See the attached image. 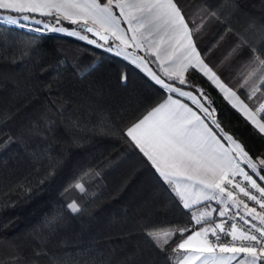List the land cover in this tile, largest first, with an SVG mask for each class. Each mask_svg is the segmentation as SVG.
Listing matches in <instances>:
<instances>
[{
	"label": "trees",
	"instance_id": "obj_1",
	"mask_svg": "<svg viewBox=\"0 0 264 264\" xmlns=\"http://www.w3.org/2000/svg\"><path fill=\"white\" fill-rule=\"evenodd\" d=\"M177 3L193 28L204 24L195 36L201 55L238 90L253 67L242 38L264 25V0ZM189 79L211 95L225 131L253 158L264 153V135L202 74ZM165 95L106 47L0 21V264H173L171 248L160 251L147 232L191 227L190 213L121 139ZM81 178L87 195L70 187ZM72 200L81 212H70Z\"/></svg>",
	"mask_w": 264,
	"mask_h": 264
},
{
	"label": "snow or ice",
	"instance_id": "obj_2",
	"mask_svg": "<svg viewBox=\"0 0 264 264\" xmlns=\"http://www.w3.org/2000/svg\"><path fill=\"white\" fill-rule=\"evenodd\" d=\"M0 20L97 44L91 34L103 42L99 47L108 45L143 68L166 95L130 121L121 139L170 186L197 226L155 228L147 235L160 251L171 248L173 264H264V186L258 183H264V153L253 158L225 131L211 95L189 79L202 74L264 135V25L254 39L242 38L253 67L234 90L197 48L194 36L204 24L190 27L177 0H0ZM64 21L76 27L61 26ZM245 89L241 99L237 92ZM245 100L260 102L252 107ZM70 187L87 195L83 178ZM67 208L82 211L76 200Z\"/></svg>",
	"mask_w": 264,
	"mask_h": 264
},
{
	"label": "crops",
	"instance_id": "obj_3",
	"mask_svg": "<svg viewBox=\"0 0 264 264\" xmlns=\"http://www.w3.org/2000/svg\"><path fill=\"white\" fill-rule=\"evenodd\" d=\"M5 14H10V13H5ZM184 15H185V13H184ZM185 18H186V20H188V21L190 22V27H192L191 24H192V22H193V19L191 18V16H190L189 14H188V15L186 14V15H185ZM0 21H2V20H0ZM197 24L199 25L200 22L196 23V25H197ZM194 26H195V25H194ZM195 38H196V37L194 36V39H195ZM99 44H101V43L97 41V44H96V45H99ZM197 48H198V46H197ZM198 50H199V48H198ZM130 51H131V49H130ZM112 52L116 53V50H114V51H112ZM116 54H117V53H116ZM140 54H143V53H140ZM119 56H120V55H119ZM121 57L125 58L124 56H121ZM202 57H203V56H202ZM203 58H204V57H203ZM125 59H127V58H125ZM204 59H205V58H204ZM127 60H129V59H127ZM129 61H130V60H129ZM205 62L208 63L209 66L212 67L213 70L216 71L217 74L221 76V78L224 80L225 83H227L226 79H224L223 76L221 75V72L218 71V69H219V66H218V65L215 66V65H213V61H209V60H206V59H205ZM135 65H136V64H135ZM136 66L139 67L138 65H136ZM139 68H140V67H139ZM140 69H141V68H140ZM141 70H142V69H141ZM142 71H143V70H142ZM231 71H232V70H229V69H228V70H225V72H227V73H225L224 71H223L222 73L225 75V78H226V76H227L228 74H232ZM143 72H144V71H143ZM229 72H231V73H229ZM144 73L147 74L146 72H144ZM147 75H148V74H147ZM148 76H149V75H148ZM227 84H228L230 87H232L229 83H227ZM232 88H233V87H232ZM233 89H234V88H233ZM186 90H188V89H186ZM234 90H235V89H234ZM237 94L240 95L238 92H237ZM240 97H241V99H243V97H242L241 95H240ZM263 99H264V98H263ZM186 102H187V101H186ZM245 102L248 103L246 100H245ZM250 106H251V104H250ZM256 106H258V103H257ZM252 107H255V106H252ZM169 187H170V186H169ZM212 206H213V207H216L215 204H213ZM191 227H194V224H192ZM189 234H190V233H189Z\"/></svg>",
	"mask_w": 264,
	"mask_h": 264
},
{
	"label": "rangeland",
	"instance_id": "obj_4",
	"mask_svg": "<svg viewBox=\"0 0 264 264\" xmlns=\"http://www.w3.org/2000/svg\"><path fill=\"white\" fill-rule=\"evenodd\" d=\"M5 22V21H4ZM7 23V22H6ZM61 26H63V27H65V28H69V29H71V28H73V27H76L75 25H72V26H64V25H61ZM33 27H36L35 25L33 26ZM48 32H53V33H58V34H63V35H69L67 32H54V31H48ZM69 36H71V35H69ZM72 37H76V36H72ZM89 37L91 38V39H94L92 36H90L89 35ZM76 38H78V37H76ZM79 39V38H78ZM85 41V40H84ZM88 42V41H87ZM106 48H108V45H106L105 46ZM115 49H113V51H114ZM141 68V67H140ZM144 72H146L143 68H141ZM147 73V72H146ZM148 74V73H147Z\"/></svg>",
	"mask_w": 264,
	"mask_h": 264
},
{
	"label": "built area",
	"instance_id": "obj_5",
	"mask_svg": "<svg viewBox=\"0 0 264 264\" xmlns=\"http://www.w3.org/2000/svg\"><path fill=\"white\" fill-rule=\"evenodd\" d=\"M262 186V185H261ZM249 204H250V206H256L255 204H254V202H249ZM257 207V210H259V208H258V206H256Z\"/></svg>",
	"mask_w": 264,
	"mask_h": 264
},
{
	"label": "water",
	"instance_id": "obj_6",
	"mask_svg": "<svg viewBox=\"0 0 264 264\" xmlns=\"http://www.w3.org/2000/svg\"><path fill=\"white\" fill-rule=\"evenodd\" d=\"M88 35H90V36H92L91 34H88ZM94 39H96L98 42H100V43H103L102 41H99V38L98 37H94V36H92Z\"/></svg>",
	"mask_w": 264,
	"mask_h": 264
}]
</instances>
